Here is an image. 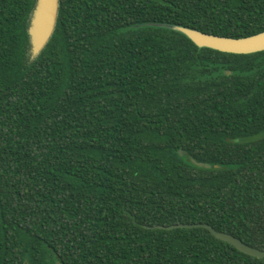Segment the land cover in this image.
<instances>
[{"label":"trees","instance_id":"16d2710c","mask_svg":"<svg viewBox=\"0 0 264 264\" xmlns=\"http://www.w3.org/2000/svg\"><path fill=\"white\" fill-rule=\"evenodd\" d=\"M0 0V264H264V0Z\"/></svg>","mask_w":264,"mask_h":264},{"label":"water","instance_id":"95a60500","mask_svg":"<svg viewBox=\"0 0 264 264\" xmlns=\"http://www.w3.org/2000/svg\"><path fill=\"white\" fill-rule=\"evenodd\" d=\"M58 9L59 0H38L30 28L33 56L40 53L53 34L58 18ZM180 29L199 46L211 47L231 53H253L264 50V31L247 37L233 38L209 34L197 29L185 27ZM35 45L40 48L36 50ZM158 227L165 229L204 227L209 229L216 238L233 245L239 251L254 257L264 258L263 249L246 243L232 233L217 230L209 223H179L169 226L160 225Z\"/></svg>","mask_w":264,"mask_h":264},{"label":"rangeland","instance_id":"374dc122","mask_svg":"<svg viewBox=\"0 0 264 264\" xmlns=\"http://www.w3.org/2000/svg\"><path fill=\"white\" fill-rule=\"evenodd\" d=\"M39 48H40L39 46H36V45H35V49H36V50L39 49Z\"/></svg>","mask_w":264,"mask_h":264}]
</instances>
